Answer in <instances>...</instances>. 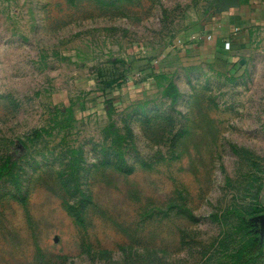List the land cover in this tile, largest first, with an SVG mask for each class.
Listing matches in <instances>:
<instances>
[{"label": "rangeland", "instance_id": "obj_1", "mask_svg": "<svg viewBox=\"0 0 264 264\" xmlns=\"http://www.w3.org/2000/svg\"><path fill=\"white\" fill-rule=\"evenodd\" d=\"M227 3L0 0V264H264V39L225 49Z\"/></svg>", "mask_w": 264, "mask_h": 264}, {"label": "crops", "instance_id": "obj_2", "mask_svg": "<svg viewBox=\"0 0 264 264\" xmlns=\"http://www.w3.org/2000/svg\"><path fill=\"white\" fill-rule=\"evenodd\" d=\"M227 2L223 15L216 17L217 24L214 30V35L221 41V45L225 49H230L239 39L246 45H252L256 32L264 39V0Z\"/></svg>", "mask_w": 264, "mask_h": 264}, {"label": "built area", "instance_id": "obj_3", "mask_svg": "<svg viewBox=\"0 0 264 264\" xmlns=\"http://www.w3.org/2000/svg\"><path fill=\"white\" fill-rule=\"evenodd\" d=\"M208 38H210V36H208Z\"/></svg>", "mask_w": 264, "mask_h": 264}]
</instances>
